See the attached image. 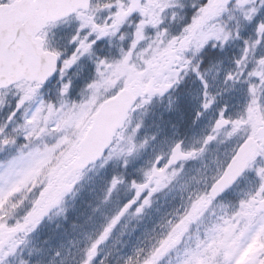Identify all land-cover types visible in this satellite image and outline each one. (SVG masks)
I'll use <instances>...</instances> for the list:
<instances>
[{"label": "snow or ice", "instance_id": "6c2138e0", "mask_svg": "<svg viewBox=\"0 0 264 264\" xmlns=\"http://www.w3.org/2000/svg\"><path fill=\"white\" fill-rule=\"evenodd\" d=\"M69 21L70 51L49 39ZM169 21H179V30L171 31ZM232 40L241 42L239 51L222 76V57L202 65L207 48L223 50ZM105 44L108 50L101 52ZM85 58L91 76L74 99L68 72L83 70ZM189 73L199 81L202 110L212 109L221 92L238 87L245 94L243 104L234 113L226 111L227 105L215 107L204 135L187 147L172 142L144 163L136 178L126 181L123 173L113 174L94 211L109 204L122 184L128 196L103 214L81 264H105L97 262L98 253L124 218L141 214L153 196L184 174L186 161H204L218 137L233 141L226 159L216 160L214 171L204 163L203 187H189L188 203L167 235L151 248H134L123 264H161L191 222L249 173L254 187L239 198L229 217L185 251L180 264H264V0H0V97L8 93L14 98L0 119V148L7 152L0 159V264H33L31 249L28 258L23 253L44 216L75 187L90 162L116 157L129 165L148 143V137L140 139L142 121L136 113L147 111L153 97L167 94ZM210 73L213 80L220 78L215 92ZM54 75L55 96L43 98ZM201 115L196 111L194 121ZM49 135L51 143L45 139ZM89 145L62 185L47 195L40 191L38 197L33 189L35 198L20 207V192L55 153L71 154ZM9 146L14 150L9 152Z\"/></svg>", "mask_w": 264, "mask_h": 264}, {"label": "rangeland", "instance_id": "374dc122", "mask_svg": "<svg viewBox=\"0 0 264 264\" xmlns=\"http://www.w3.org/2000/svg\"><path fill=\"white\" fill-rule=\"evenodd\" d=\"M190 6V2H189ZM188 6V7H189ZM187 8V7H186ZM186 8L183 9V16L185 21L190 18L186 13ZM170 30L176 32L180 28L179 21H169ZM176 26L178 28H176ZM68 27L58 29V38L62 39L59 43L64 45L66 36L68 35ZM247 35V32H245ZM239 40H232L225 46L223 50L220 48L209 47L206 50L217 49V57L223 58V64L221 65V76L224 68L229 67L231 64V58L238 53L240 47ZM214 53L210 54V58L214 59ZM206 56V54H204ZM210 59V60H211ZM202 65H206L208 62H201ZM212 73L209 74V82L213 85L212 90L217 91L216 85L219 84V77L217 80L212 79ZM193 75L189 73L185 77V81H190ZM222 86V85H221ZM199 81L195 80L193 87L188 92L176 95V98L172 101V107L169 108V97L166 96L165 108L163 111L160 109V104L156 106V109L148 115V123L142 124L139 134H143L144 137H148V143L142 148L139 154L132 159V166H137L134 169L136 178L138 176V169L141 168L154 154L158 152H166L170 144L176 140L183 142L187 147L193 143L194 140L199 139L208 131L210 122L215 117V107H222L227 105L226 111L229 113L236 112L243 104L245 94L239 89L229 90L221 92L216 96L215 105L212 109L204 111L200 108L199 97ZM183 92V91H181ZM184 98L185 101L180 102ZM202 111V115L196 118L194 121V115L196 111ZM182 128V130H181ZM244 134L243 129L241 135ZM140 136V135H139ZM46 141L51 143L54 141L52 135L47 136ZM140 139H143L140 136ZM233 141L218 137L217 141L211 143L208 146V152L205 153L204 161L189 160L184 164V176H195L197 182L196 186L203 187L202 172L204 163L210 165V170H215L216 160L226 159L229 149L232 147ZM67 152H57L53 155L50 163L44 165L36 174L35 179L30 181L24 191L20 192L18 201L20 207H27L35 197L39 196L40 191H46V195L62 185L66 179L65 175H62L64 166L66 165L65 155ZM118 160L113 157L110 162L102 160L97 165H94L83 175H80L79 182L70 191L60 203L53 207L44 217L52 218L53 221L58 222L57 225H61L59 229L55 230L53 227L48 229V235L38 239L36 229L30 234L28 244L24 249L23 255L28 258V250L31 249L32 259L39 256L37 250V243L39 241L47 240V253L45 258L56 256L54 249L64 248L66 264L73 257L78 258L82 249L89 243V237H94L100 230L103 224V214L110 213L114 210L118 200L122 201L128 196L127 185L122 184L119 192L113 196L112 201L101 206L98 211H94L98 204H100V198L102 196V189L105 182L116 173H123L125 180H129L126 170L119 172L110 171L107 173L106 164ZM143 164V165H141ZM201 169V172H197L196 169ZM85 179V180H84ZM85 181L82 184V181ZM193 186L191 183L188 185L187 192L184 193L182 199L176 197L171 202L164 205V209L161 212L153 213L151 217H146L141 222L136 230H125L123 236H120L116 242V253H109L108 257H105L104 252L108 251V247L116 241V234L119 228L112 234L111 238L103 245L102 252L98 253L96 258L99 260H111L114 255L124 257L131 254L134 248L148 249L155 245L162 237L166 236L180 215H182V208L188 203V191L189 187ZM195 187V186H193ZM254 187L253 178L246 176L241 180L238 187L233 190L239 200L246 191L251 190ZM33 189H38L33 195ZM25 195L21 197L23 194ZM30 195V196H29ZM121 195V196H120ZM29 196V197H28ZM237 200V201H238ZM237 201L232 203L222 201L216 202L211 206L205 215L198 217L191 222L190 230H185L181 241L178 242V246L170 251L161 260V264H180V260L183 258L187 249L195 248L197 240L206 236L208 231L218 222L221 218L229 217L233 208L236 206ZM52 216V217H50ZM43 220V219H42ZM42 222V221H41ZM63 222H68L63 225ZM171 222V223H170ZM71 241L69 244L68 241Z\"/></svg>", "mask_w": 264, "mask_h": 264}, {"label": "clouds", "instance_id": "9594fccd", "mask_svg": "<svg viewBox=\"0 0 264 264\" xmlns=\"http://www.w3.org/2000/svg\"><path fill=\"white\" fill-rule=\"evenodd\" d=\"M202 59V58H201ZM160 108L161 111L165 108L164 98L160 101ZM192 180H195V176H184L177 175L174 178V181L168 185L163 190L159 191L155 196L152 197L151 202L149 205L144 206L143 211L141 214H129L127 217L124 218L122 221L119 230L116 234V241H114L109 247L108 251L104 252L105 257L109 256V253H116V242L118 241L120 236H123L126 229H129V225L131 226V231L136 230L137 226L143 222L146 217H151L153 213L161 212L164 209V205L166 203L171 202L172 199L179 197L180 199L183 198L184 193L188 190V185L191 183ZM53 228L55 230L59 229V225L53 224ZM68 243L70 244L71 241L69 240ZM37 250L39 252V256L33 258V264H66L65 257V250L64 248L54 249L56 253L59 252V256H53L50 258H45L47 253V240L39 241L37 243ZM82 253L83 249L81 250L79 257H73L70 261H67V264H81L82 260ZM123 258L119 255H114L111 260H104L105 264H123Z\"/></svg>", "mask_w": 264, "mask_h": 264}, {"label": "flooded vegetation", "instance_id": "af4514ba", "mask_svg": "<svg viewBox=\"0 0 264 264\" xmlns=\"http://www.w3.org/2000/svg\"><path fill=\"white\" fill-rule=\"evenodd\" d=\"M70 24L71 22H69L67 24L68 29V35L71 32V28H70ZM67 35V37H68ZM67 37L65 39V43H64V48L67 47L68 50L70 51L71 46L67 45ZM57 38L56 33L50 34L49 39L50 40H55ZM107 45H102L100 51L104 52V48ZM108 50V49H107ZM106 50V51H107ZM82 64L85 66L83 70H81L79 73H77V69L75 67L71 68L68 72V78L71 79L72 81V85H73V96L76 98H78V95H76L74 92L76 90H81V88L84 86V84L86 83L87 79L91 76V68H90V61H88L86 58L82 59ZM57 81V79L55 80ZM54 81V82H55ZM146 115V111H138L136 113V119L142 120V118Z\"/></svg>", "mask_w": 264, "mask_h": 264}, {"label": "water", "instance_id": "95a60500", "mask_svg": "<svg viewBox=\"0 0 264 264\" xmlns=\"http://www.w3.org/2000/svg\"><path fill=\"white\" fill-rule=\"evenodd\" d=\"M100 134H102V135H103V133H102V132H101ZM91 146H92V145L85 146V150H86V151H89V150H90V148H91Z\"/></svg>", "mask_w": 264, "mask_h": 264}]
</instances>
